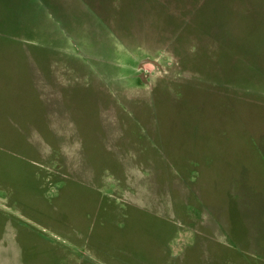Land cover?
<instances>
[{
	"label": "rangeland",
	"instance_id": "1",
	"mask_svg": "<svg viewBox=\"0 0 264 264\" xmlns=\"http://www.w3.org/2000/svg\"><path fill=\"white\" fill-rule=\"evenodd\" d=\"M249 154L264 0H0V264H264Z\"/></svg>",
	"mask_w": 264,
	"mask_h": 264
},
{
	"label": "crops",
	"instance_id": "2",
	"mask_svg": "<svg viewBox=\"0 0 264 264\" xmlns=\"http://www.w3.org/2000/svg\"><path fill=\"white\" fill-rule=\"evenodd\" d=\"M40 76L42 77V79H43V81L45 83V87H46L47 82L45 81L44 74L42 75V73H41ZM51 93H54V92L52 91ZM62 101H63V103H60V106H61L63 114H64V119H66L68 121V123L71 126L74 127L76 122H75V120H73L71 115L70 116L68 115V111L64 108V100H62ZM88 122H91L92 126L94 125L92 121H88ZM36 132H38V134H36L37 135V141L41 144V136H40L41 132H39L38 130ZM41 145H42V148L40 147L39 150L41 152V155L44 157L45 156V152L46 151L49 152V145L46 142V140H45V142L43 140V144H41ZM79 153H81V149L79 150ZM61 157H62V159L64 161L65 166L67 168H69V166H70V168H71L72 163L69 160V157L67 155V151L66 150H64V149L61 150ZM262 157H264V156H260L258 154H254V155L253 154L252 155L249 154L248 158L245 159V161H246L245 164L244 163L243 164H236V162H235V164L233 165L234 169H235V174H234L235 177H234V180H233L232 184L234 185L233 186L234 189L237 188L238 189L237 192L239 194H241L244 197V199H250L251 198L250 196L252 195L253 188L251 186L252 180H251V177H249V175L252 173V168L256 169V165L258 166V164H257L258 161H264V160H262ZM240 160H242V159H240ZM87 166L89 167L88 163H87ZM89 177H90V180L94 179L95 173L92 172ZM252 183H254V181ZM203 199H204V197H203ZM210 223H211V229H212V224H214V223H212V221H210ZM202 224L206 225L207 223L203 222Z\"/></svg>",
	"mask_w": 264,
	"mask_h": 264
}]
</instances>
